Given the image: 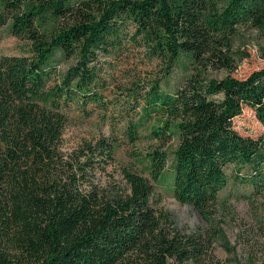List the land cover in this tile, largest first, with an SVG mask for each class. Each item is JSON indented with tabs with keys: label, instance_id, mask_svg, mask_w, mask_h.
Returning <instances> with one entry per match:
<instances>
[{
	"label": "trees",
	"instance_id": "16d2710c",
	"mask_svg": "<svg viewBox=\"0 0 264 264\" xmlns=\"http://www.w3.org/2000/svg\"><path fill=\"white\" fill-rule=\"evenodd\" d=\"M5 27L29 54L0 56V264H220L216 230L177 227L154 208V183L170 166L174 197L211 228L228 166L247 169L242 182L264 194V67L232 76L251 57L242 29L264 61V0H0ZM59 61L71 63L53 82ZM132 62L158 70L122 90L133 112L143 107L125 122L128 143L153 122L150 178L123 169L124 183L102 185L118 145L101 135L65 153L69 112L107 109L115 72ZM247 109L257 138L235 129Z\"/></svg>",
	"mask_w": 264,
	"mask_h": 264
},
{
	"label": "rangeland",
	"instance_id": "374dc122",
	"mask_svg": "<svg viewBox=\"0 0 264 264\" xmlns=\"http://www.w3.org/2000/svg\"><path fill=\"white\" fill-rule=\"evenodd\" d=\"M255 43V32L243 29L239 31L238 45L247 49L251 57L239 65L238 69L232 73L233 77L244 79L252 72L264 67V61L258 56ZM28 54L29 48L26 42L13 37L8 27L0 30V56ZM70 63L67 61L57 63L53 82H56L58 77L67 70ZM136 65L132 62L129 66L115 72L109 89L105 93L109 102L107 109L93 106L79 109L75 107L69 112L70 124L63 137L65 153H70L83 142L101 135L113 138L118 145L115 164L107 170L106 176L99 177L102 185H107L110 179L124 183L123 169L150 178L147 157L149 152L157 148V144L147 140L148 128L153 122L144 123L143 128L139 130L141 141L137 144H129L123 135L126 120L130 118L133 123L138 122L143 107L133 112L132 105L127 103V96L124 95L126 91L122 90L125 87H131L132 81L151 79L158 74L154 64L138 66L135 69ZM123 71L125 73H122ZM210 75L222 79L226 73L211 72ZM181 76L180 71L175 70L164 86L169 85V89L175 88ZM234 125L236 131L244 137L257 138L263 132L254 113L248 109L235 120ZM175 149L176 143L164 147L170 160ZM172 174L169 166L159 182L154 183L153 206L157 211L168 212L177 227L188 233L211 232L213 234L212 232L216 230L217 238L212 252L220 264H264V194L255 193L250 184L242 182V179L249 174L247 169L239 173L232 165L226 168L228 185L220 194L221 205L211 224L213 228L192 206L183 205L176 200ZM236 176L239 179H236ZM261 188L264 189V186Z\"/></svg>",
	"mask_w": 264,
	"mask_h": 264
}]
</instances>
